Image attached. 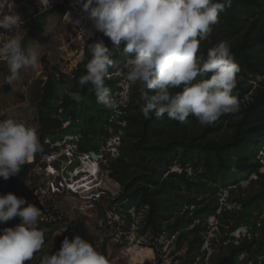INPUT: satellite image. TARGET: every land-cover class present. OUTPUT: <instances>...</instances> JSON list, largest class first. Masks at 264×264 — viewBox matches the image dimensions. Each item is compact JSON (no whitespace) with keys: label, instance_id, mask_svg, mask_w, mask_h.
<instances>
[{"label":"trees","instance_id":"obj_1","mask_svg":"<svg viewBox=\"0 0 264 264\" xmlns=\"http://www.w3.org/2000/svg\"><path fill=\"white\" fill-rule=\"evenodd\" d=\"M54 12L63 16L66 8L59 7ZM221 39L230 47L240 67L233 89L240 102V111L221 116L211 126H201L193 115L185 123L170 119L167 114L162 117L153 114L150 119H145L141 112L143 101L139 98L133 105L140 108L139 111H129L120 117L128 120V125H116L117 132L123 129L124 144L120 155L108 157L109 164L104 165L111 177L125 186L121 199L125 202L118 210L129 214L126 229L130 230L134 222L129 210L135 208V212L140 213L146 209L144 231L150 230L156 239L163 235L176 236L179 247L187 244L189 264L200 256L205 242L201 233L205 226L201 222L206 218L217 215L223 222L231 221L229 232L245 224L254 233L258 230L256 218L264 210V172H261L262 163L258 159L264 149V80L260 79L264 77V0H232L231 5L219 13L218 23L213 26L209 38L201 43V52L206 55L208 49L217 46ZM100 40L97 37L89 43L85 58L75 71L76 78L70 80L73 84L70 91L67 89L62 94L61 90L71 74L62 73L57 80L52 72L44 83L37 102L39 122L43 126L42 141L48 136L57 139L68 133H83L82 149L98 152L101 143L97 134H109L104 125L113 109L97 102L90 85L83 89L78 86V80L86 74V65L92 58L90 45ZM102 41L110 50L113 48L107 36ZM120 47L122 49L124 44ZM131 55L135 56V53ZM54 70L59 71V67L55 66ZM203 78L207 77L196 79ZM105 84L111 91L121 89L115 77L107 78ZM73 91H79L84 99L79 103L70 99L67 93ZM68 120L70 125L64 127ZM176 165L181 170H173ZM31 170L32 166L26 163L18 176L8 180L0 177V194L13 193L28 203L35 187ZM254 173L259 175L263 189L240 202L242 210L238 215L226 210L222 217L218 213L220 188L239 184L240 178H249ZM103 199L109 207L116 203L106 197ZM255 211L258 213L256 218ZM9 225L10 220L5 226L0 224V228ZM38 227L44 226L38 223ZM65 234L56 247L42 253L38 251L27 264H40L45 255L58 251ZM244 252L250 255L254 264H259L260 256L264 255V230L260 237L248 239L245 236L238 245L231 243V251L216 264H243L239 257ZM199 264H205L204 256L199 259Z\"/></svg>","mask_w":264,"mask_h":264},{"label":"clouds","instance_id":"obj_2","mask_svg":"<svg viewBox=\"0 0 264 264\" xmlns=\"http://www.w3.org/2000/svg\"><path fill=\"white\" fill-rule=\"evenodd\" d=\"M231 3L232 0H83V11L94 28L110 38L113 48L110 50L103 41L90 45L92 58L86 65V74L78 80L79 88L90 85L98 103L114 108L116 100L105 81L109 69L115 66V52L122 51L128 57L125 79L131 85L141 86V112L145 119L153 114H167L168 118L185 123L193 115L201 126H211L225 114L238 113L241 106L233 89L240 67L230 47L221 43L208 49L206 55L200 49L218 23L219 13ZM3 7L0 3V29L6 30L0 32V58L7 63L9 75L4 82L10 85L21 79L22 69L38 65L39 54L33 47L25 48L18 33L10 35L24 21L10 11L12 7L7 12L2 11ZM131 53L135 56L130 57ZM198 76L207 78L197 80ZM67 95L77 103L84 99L79 91ZM69 125V120L64 122V127ZM73 134L85 138L83 133ZM114 146L121 149L122 144ZM41 152L43 145L33 126L14 118L0 119V177L8 180L18 176L22 166ZM108 161L107 157L104 165ZM97 173L91 176L96 174L99 179ZM41 215V209L25 198L13 193L0 194V224L15 217L21 221L15 227L0 229V264H27L41 250L45 242L44 231L38 227ZM40 264L108 262L93 242L76 235L71 240L65 237L60 249L45 255Z\"/></svg>","mask_w":264,"mask_h":264},{"label":"rangeland","instance_id":"obj_3","mask_svg":"<svg viewBox=\"0 0 264 264\" xmlns=\"http://www.w3.org/2000/svg\"><path fill=\"white\" fill-rule=\"evenodd\" d=\"M38 28H44V31ZM20 33L21 38L24 36L23 46L25 48L33 47L39 54V61L35 68L30 67L22 69L21 79L13 81L10 90H6V83L4 82L6 76L9 75L7 63L0 62V119L14 118L29 126H33L37 130L40 141L42 142L41 133L43 126L39 122L37 102L41 96L43 83L45 81L43 76L46 75L49 77L53 72L54 77L58 80L62 76L60 75L61 69L62 71L73 74L69 82L66 85L64 84L65 86H63L61 90L62 94L65 93L67 89L70 91L73 85L70 80L76 78L75 71L84 60L86 55L85 50L88 49L89 44L84 47L81 40L74 39L75 33L72 30V26L64 21L63 16L51 13L26 23L22 27ZM100 34V41H102L105 35L102 32H100ZM221 43H225V41L221 39L219 44ZM114 56L115 66L109 69L108 79L113 77L117 78V84L121 86V89L111 91L116 100V106L112 108L113 112L110 115V119L108 123L104 125V128L109 134H97L96 136L101 143L99 150L100 152H104L106 158L118 154L117 151H112L114 144H119L120 141L122 145L124 144L123 129L117 132L116 125L121 124L126 126L129 121L126 119L121 120V115L123 113L128 114L129 111L131 113H137L140 109L133 105L138 103L141 95V86L139 84H129L124 76L126 71L124 65L128 57L125 54L122 55V51L115 52ZM129 56L134 57L131 54H129ZM55 66L59 67V71L54 70ZM260 79L264 80V77ZM22 84L27 85L26 92L21 90ZM120 105H122V107H120ZM94 111L95 107L93 108V112ZM66 125H68V122ZM93 142H97V140ZM118 151L120 153L121 149L119 148ZM258 159L262 163L261 172H264V149L260 151ZM173 170H181V168L179 165H176L173 167ZM101 177L105 179L104 187L108 189L106 193L109 194L116 203L112 207L108 205L103 206L104 204H102L101 200L100 206L102 210L104 209L105 216H100L98 211L91 216H87H97L95 219L90 220L95 221L96 225L93 226L98 230L96 234H99V229L102 228L100 225L101 220H106L105 222L108 223L112 222V226L108 227L111 236L107 243V253L111 256L112 260L121 258L118 264H127L128 261L137 263L132 258V249L137 248L141 250L144 247H150L154 252V255L151 256L152 259L147 257V259H151L148 260L150 262L159 261L160 258L164 256L167 257L172 264H189L186 259L189 252L187 244L179 247L176 236L169 238L167 235H163L159 239H156L150 230L144 231L143 221L146 209H143L140 213L134 212V208L132 209L134 212L132 213L134 222L130 230H127L126 228L129 227L130 221L129 214L118 210V207L125 202V199L121 200L124 198L123 192H125V186L112 178L107 169H103V175L101 173ZM262 189L263 184L260 182L259 175L256 173L252 174L249 178H240L239 184L221 187L218 192L220 197V208L218 209V213H221L223 217L224 212L229 210L231 213L238 215L242 210L240 202L257 195ZM109 196L105 197L110 198ZM61 206H65L63 209L67 211L69 203L67 204V200L62 199ZM115 212H118V215ZM257 214V211H255L254 218H256ZM17 219L20 218L15 217L11 219V225L15 223ZM70 219H74L72 215ZM256 219L258 230L252 233L245 224L229 232L228 230L232 224L231 221L229 223L223 222L217 215L206 218L201 222V224L205 226L201 232L205 237V242L199 253L200 256L192 264H199V259L203 256L205 264H216L218 261L225 258L228 252L231 251V243L238 245L245 235L248 239L254 238L255 236L260 237L264 230V210ZM11 225H9V227H11ZM42 230L44 231L45 242L40 250L41 253L44 252L43 250L48 251L56 247L60 237L65 234L62 230L57 231L56 229H48L45 227H43ZM66 237L70 239L69 235H66ZM260 257V259H262L264 255ZM239 258L240 261H243V264L254 263V260L250 258L247 252L242 253ZM260 264H264V259L263 263Z\"/></svg>","mask_w":264,"mask_h":264},{"label":"built area","instance_id":"obj_4","mask_svg":"<svg viewBox=\"0 0 264 264\" xmlns=\"http://www.w3.org/2000/svg\"><path fill=\"white\" fill-rule=\"evenodd\" d=\"M0 3L4 5L3 12H7L8 8L12 7L10 11L21 16L24 24L19 28L20 31L26 23L53 9L65 7L66 12L63 19L72 26L75 33L74 39L81 40L86 47L91 41L100 37L99 31L94 28L87 13L82 9L83 0H79V2L78 0H0ZM76 21H80V23L77 24ZM19 29H14V33L12 32L13 34L10 35L18 33L21 36ZM4 31L6 30L0 29V32ZM2 42L3 36H0V43ZM0 62L6 61L0 58ZM26 89L27 86L22 84L21 90L26 92ZM82 138V134L73 133L57 139L47 137L41 142L43 152L36 154L28 162L32 165L31 175L35 185L33 196L28 200V203L35 204L41 209L42 215L39 217L38 223L49 227L58 225L62 231L69 235L70 239L76 235H80L82 238L87 236L84 225L79 219L80 215L91 216L96 211L104 213L100 203L103 197L109 196L101 177V173L103 175L101 171L107 158L100 150L98 158H92L90 151L82 149ZM118 149L113 145L112 151L115 150L119 154ZM95 164L99 168L98 173L93 172L91 168H86ZM87 170L100 174V178L98 179L96 174L91 176ZM62 199L67 200V204L69 203L67 211L61 206ZM68 213H71L74 219H70ZM105 221H100L103 233L99 237H90L88 241L93 242L94 246L106 257L108 264H118L121 258L112 260L107 253V243L111 236L108 227L112 226V222ZM20 222V219L15 220L11 227H15ZM263 259L264 257L259 262L263 263ZM127 264L140 263L128 261ZM143 264H172V262L162 256L160 261H147Z\"/></svg>","mask_w":264,"mask_h":264},{"label":"crops","instance_id":"obj_5","mask_svg":"<svg viewBox=\"0 0 264 264\" xmlns=\"http://www.w3.org/2000/svg\"><path fill=\"white\" fill-rule=\"evenodd\" d=\"M57 9V8H56ZM54 11H55V9H53ZM54 11H50V12H47V13H45V14H43L42 16H45V15H47L48 13H51V14H57V15H59V13H57V12H54ZM41 17V16H40ZM38 29H40V30H42V31H44V28H38ZM23 38H24V36L22 37V42H23ZM86 51V50H85ZM61 72L62 73H66V74H71V73H68V72H66V71H62V69H61ZM71 76H73V74H71ZM47 78H48V76H43V79H45V81H44V83L46 82V80H47ZM43 83V84H44ZM27 86V85H26ZM11 89V84H10V88H9V90ZM109 199H111V200H114L112 197H110ZM105 201H104V199H102V204H104L103 206H105V203H104ZM66 206V205H65ZM65 206H63V207H65ZM133 209V208H132ZM132 209H130L129 210V212L130 213H134L135 212V208H134V212L132 211ZM106 211H107V209H106ZM103 212L104 213H102V212H99V215L100 216H105V211H104V209H103ZM117 215H118V212H115ZM69 214V217H71V213H68ZM97 216L96 215H94L93 217H89V216H87L86 214H83V215H80V220L82 221V223H83V225H84V228H85V231H86V237H84V239H86V240H88L90 237H99L102 233H103V230H102V228L101 229H99V234H96V232H98V230H96L95 229V226H93V225H96L95 224V221H90L91 219H95ZM45 228H48V229H56L57 231H59V230H61L60 228L61 227H59L58 225L57 226H53V227H47V226H44ZM93 230V231H92ZM67 235V234H66ZM68 236V235H67ZM71 240V239H70ZM153 250V249H152ZM151 259H152V257H150ZM149 258V259H150ZM149 259H147V261L149 260ZM150 259V260H151ZM146 261V262H147ZM143 264V263H142Z\"/></svg>","mask_w":264,"mask_h":264},{"label":"bare ground","instance_id":"obj_6","mask_svg":"<svg viewBox=\"0 0 264 264\" xmlns=\"http://www.w3.org/2000/svg\"><path fill=\"white\" fill-rule=\"evenodd\" d=\"M87 169L88 168H91V170H95V172L98 171V166L97 164H95L94 166L92 167H89L87 166L86 167ZM89 171V170H87ZM154 255V252L152 250V248L150 247H144L142 248L141 250L137 249V248H133L132 249V258L134 261H136L137 263H145L146 262V259L147 257H151Z\"/></svg>","mask_w":264,"mask_h":264},{"label":"water","instance_id":"obj_7","mask_svg":"<svg viewBox=\"0 0 264 264\" xmlns=\"http://www.w3.org/2000/svg\"><path fill=\"white\" fill-rule=\"evenodd\" d=\"M9 88H10V85L9 84H6V90H9ZM90 155L94 159H97L98 158V154L94 150H91L90 151Z\"/></svg>","mask_w":264,"mask_h":264}]
</instances>
